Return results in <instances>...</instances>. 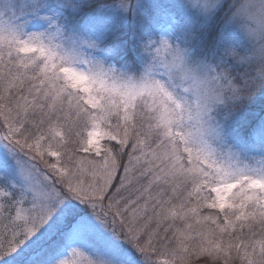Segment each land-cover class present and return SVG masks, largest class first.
<instances>
[{"label":"snow or ice","instance_id":"snow-or-ice-1","mask_svg":"<svg viewBox=\"0 0 264 264\" xmlns=\"http://www.w3.org/2000/svg\"><path fill=\"white\" fill-rule=\"evenodd\" d=\"M69 256L264 264V0H0V264Z\"/></svg>","mask_w":264,"mask_h":264},{"label":"rangeland","instance_id":"rangeland-1","mask_svg":"<svg viewBox=\"0 0 264 264\" xmlns=\"http://www.w3.org/2000/svg\"><path fill=\"white\" fill-rule=\"evenodd\" d=\"M85 257H87V253H85ZM68 258H69L70 261L75 259L77 261H80V264H86V261H85L84 257H71V256H69Z\"/></svg>","mask_w":264,"mask_h":264}]
</instances>
